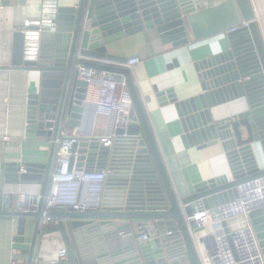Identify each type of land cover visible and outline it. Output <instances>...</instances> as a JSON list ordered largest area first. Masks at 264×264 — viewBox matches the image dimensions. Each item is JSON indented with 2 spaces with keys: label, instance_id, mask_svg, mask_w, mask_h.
<instances>
[{
  "label": "water",
  "instance_id": "water-1",
  "mask_svg": "<svg viewBox=\"0 0 264 264\" xmlns=\"http://www.w3.org/2000/svg\"><path fill=\"white\" fill-rule=\"evenodd\" d=\"M204 1L76 0L75 5H60L65 2L41 0L39 20L27 28L0 17V76L39 77L35 91L26 90L22 143L0 146V220L14 221V243L27 247L25 264H201L183 214L189 218L202 210L219 218L213 229H221L220 236L199 240L214 264L216 243L227 264H259V257L264 264V38L252 21L249 0H209L210 6L200 9ZM256 1L264 21V0ZM242 21L249 26L227 32ZM145 31L174 50L220 35L227 46L193 63L198 95L180 100L174 89L153 88L160 107L173 106L183 149L219 145L228 165L227 175L195 183L181 198L131 73L106 65L126 64L130 58L114 53L115 47ZM79 62L124 80L132 111L117 117L111 149L85 142L72 149L79 156L70 159V166L109 171L101 210L52 211L47 217L54 223L40 227L55 138L61 129L77 128L85 112L86 83L75 72ZM175 67L173 59L167 69ZM240 99L247 109L239 117L215 120V109ZM40 139L48 141L47 151L23 146ZM22 158L45 162L26 161L20 174ZM35 184L39 196L24 194L20 201L21 186ZM238 199L248 212L253 237L246 229L238 231L240 209L227 212ZM140 219H155L158 235L136 246L132 222ZM244 239L253 261L250 254L238 252ZM61 248L66 262L58 259Z\"/></svg>",
  "mask_w": 264,
  "mask_h": 264
},
{
  "label": "crops",
  "instance_id": "crops-1",
  "mask_svg": "<svg viewBox=\"0 0 264 264\" xmlns=\"http://www.w3.org/2000/svg\"><path fill=\"white\" fill-rule=\"evenodd\" d=\"M63 1L65 4L61 2L60 5L77 3L76 0ZM41 12V0H0V17L15 23L38 21ZM226 47L225 40L220 35L174 50L170 45H162L152 31H145L128 38L115 47L114 53L130 59L137 57L140 61L139 65L134 67L131 76L147 112L171 183L180 198L188 195L195 183L219 175H227L229 169L219 145L201 151L183 149L178 139L181 131L173 106L160 107L153 88L157 92L174 89L180 100L198 95L200 88L192 67L193 63ZM173 59L178 61V67L168 70L167 66ZM106 65L124 67L125 64L106 63ZM32 76L28 81L9 74L0 76V146L4 137L14 141L23 138L26 90L34 92L39 79L37 74ZM246 109L245 99H240L219 106L214 111V118L217 121L237 118ZM116 118L99 117L87 112L77 128L65 129L68 134L81 140L95 139L106 132L115 134L113 121H116ZM23 146L45 151L49 149L48 141L43 139L35 143H24ZM21 161L22 164L26 162L23 158ZM33 161L45 162V159H33ZM53 168L54 164L52 170ZM48 189L49 186L47 191ZM18 191L20 198L21 194L38 197L40 185H23ZM30 233L31 227L28 231V234ZM15 234L14 221L0 220V264H9L13 257L19 264H25L27 247L14 243ZM13 249L16 250L15 256L12 255Z\"/></svg>",
  "mask_w": 264,
  "mask_h": 264
},
{
  "label": "built area",
  "instance_id": "built-area-1",
  "mask_svg": "<svg viewBox=\"0 0 264 264\" xmlns=\"http://www.w3.org/2000/svg\"><path fill=\"white\" fill-rule=\"evenodd\" d=\"M249 3L253 13L252 21L255 22L263 36L261 29L262 24L259 20L257 6L255 5L254 0H249ZM209 6V0L200 3V9H205ZM30 24V21L23 22L24 28L29 27ZM248 26L249 22L242 21L238 27L229 29L227 32H234L238 28H247ZM77 58L79 61H82L79 55H77ZM139 63V59L137 57H133L127 61L124 68L131 73L134 67L139 65ZM75 72L77 74V79L86 83L85 99L83 103L85 111L84 114L92 112L94 115L99 117L114 119L120 114H128L132 111L130 93L124 80L116 81L111 73L85 68L82 66L81 62L75 65ZM113 124L116 129L117 118L116 121H113ZM22 140L23 138L18 141H14L4 137L2 138V143H5L6 145L19 144L22 143ZM114 140L115 134L112 132H106L102 136L95 139L81 140L78 137L68 134L66 129L59 130L54 141V168L49 176V189L44 198L40 227H46L54 223L52 218L47 217V214L52 211L85 213L97 212L101 210L103 206L104 186L109 171L107 169L101 171H86L84 167L79 165L70 166V159L72 157L76 158L79 156L78 153H72V149L74 146L82 142L88 144L98 143L105 149H111L114 145ZM19 173H25V166L23 164L20 165ZM22 198L23 194H21L20 201ZM237 202L238 205H235L234 207L230 206L227 212H234L235 210L240 209L241 213L239 216L241 221L239 222L240 228H238V231L246 229L253 237L248 220V212L244 208V203L241 199H238ZM227 212H223V214L226 215ZM230 218L232 220L233 217H229L227 220H230ZM183 221L191 243L199 257L200 263L214 264L205 252L204 247L199 240L208 235H212L215 238L220 236L221 229H213L214 225H218L219 218H217V216H213L208 210H202L193 214L192 217L189 218L183 214ZM156 223L157 221L155 219H140L133 221V244L136 246L141 245L157 237L158 230ZM236 224L231 227H235ZM253 244H256L254 239ZM248 245L247 240L244 239L241 251H238L240 255L250 254L251 251ZM216 253L215 257L217 260L215 264H227L222 249L217 243ZM12 255H16V250H12ZM58 259L60 262L67 261V254L64 248H61L58 251ZM259 259L260 257L258 258L259 264H263V262ZM250 260L253 261L252 256L250 257ZM9 264L19 263L16 258L13 257Z\"/></svg>",
  "mask_w": 264,
  "mask_h": 264
},
{
  "label": "bare ground",
  "instance_id": "bare-ground-1",
  "mask_svg": "<svg viewBox=\"0 0 264 264\" xmlns=\"http://www.w3.org/2000/svg\"><path fill=\"white\" fill-rule=\"evenodd\" d=\"M255 1V3H256V5H257V8H258V10H259V7H258V4H257V1L256 0H254ZM259 13H260V11H259ZM261 16H259V20H260V22H261V24H262V22H264V21H262V19L260 18ZM263 26H264V24L263 25H261V29H262V33H263V36H264V28H263ZM33 76H30V78H29V80L32 78ZM32 81V80H31ZM30 81V82H31ZM209 230H210V227H209Z\"/></svg>",
  "mask_w": 264,
  "mask_h": 264
},
{
  "label": "rangeland",
  "instance_id": "rangeland-1",
  "mask_svg": "<svg viewBox=\"0 0 264 264\" xmlns=\"http://www.w3.org/2000/svg\"><path fill=\"white\" fill-rule=\"evenodd\" d=\"M255 2V1H254ZM255 5H256V3H255ZM257 6V5H256ZM257 10H258V8H257ZM259 11L260 10H258V14H259V16H261V13H259ZM261 19H262V21H263V18H262V16L260 17ZM264 24V22H262V25ZM263 28H264V26H263ZM263 38H264V36H263ZM23 159H25L26 161H33V159H36V158H23Z\"/></svg>",
  "mask_w": 264,
  "mask_h": 264
}]
</instances>
